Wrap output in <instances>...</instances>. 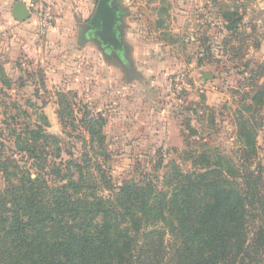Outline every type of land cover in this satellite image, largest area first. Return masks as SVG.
Returning <instances> with one entry per match:
<instances>
[{"label": "rangeland", "instance_id": "374dc122", "mask_svg": "<svg viewBox=\"0 0 264 264\" xmlns=\"http://www.w3.org/2000/svg\"><path fill=\"white\" fill-rule=\"evenodd\" d=\"M73 5V14L55 18L47 31L34 19L15 20L14 5L0 6V162L11 157L13 165L29 167L12 149L22 146L19 135L42 126L61 140L62 151L48 158L50 164H89L95 177L87 180L99 187L151 183L171 195L183 175L196 170V160L216 171L232 162L246 181L237 139L243 111L257 128L251 169L261 167L264 191V105L246 107L253 89L264 84V0H123L121 56L88 38L93 12L79 15ZM85 114L104 118L100 145L81 129ZM60 115L77 119L65 126ZM97 164L106 169V181ZM1 170V194L21 185V178L6 181ZM68 180L47 179L56 186ZM259 214L249 209L253 229L264 222ZM3 236L0 264H10ZM165 242L172 245L170 235Z\"/></svg>", "mask_w": 264, "mask_h": 264}, {"label": "trees", "instance_id": "16d2710c", "mask_svg": "<svg viewBox=\"0 0 264 264\" xmlns=\"http://www.w3.org/2000/svg\"><path fill=\"white\" fill-rule=\"evenodd\" d=\"M259 105H264V84L253 89L246 107ZM60 116L65 126H73L77 119ZM103 122L99 114L80 118L81 129L98 145L105 140ZM24 135H19L22 146L17 144L12 155L23 154L30 166L13 165L11 157L0 162L6 181L21 178V185L13 183L10 193H0V232L5 233L10 264H262L264 222L253 229L248 215L251 208L260 213L257 219L264 216V191L258 179L262 169L258 164V171L251 169L257 128L243 111L237 139L246 159V181L232 162L216 171L199 167L202 164L196 160V170L183 175L171 195L151 183L117 186L106 182L108 189L99 187L87 180V176L95 177L89 164H50L48 158L62 151L61 140L42 126ZM202 154L203 162L207 154ZM94 169L106 181L104 166L97 164ZM52 176L69 180L51 185L47 179ZM100 189L111 196L102 198ZM167 235L172 239L170 247Z\"/></svg>", "mask_w": 264, "mask_h": 264}, {"label": "water", "instance_id": "95a60500", "mask_svg": "<svg viewBox=\"0 0 264 264\" xmlns=\"http://www.w3.org/2000/svg\"><path fill=\"white\" fill-rule=\"evenodd\" d=\"M122 1L118 0L117 2L121 3ZM118 7L119 5L115 0H99L96 13L89 23V28L92 31V37H95V33H97L98 35L95 37L97 41L101 42L103 46L112 47L116 53L122 55L123 45L121 44L120 27L123 12ZM12 15L19 22H25L31 17L27 5L22 1L16 2ZM81 33H83L82 30ZM205 79L208 80L206 76Z\"/></svg>", "mask_w": 264, "mask_h": 264}, {"label": "crops", "instance_id": "0c3cea01", "mask_svg": "<svg viewBox=\"0 0 264 264\" xmlns=\"http://www.w3.org/2000/svg\"><path fill=\"white\" fill-rule=\"evenodd\" d=\"M18 1L19 0H0V6H9V5L15 6L16 2ZM73 1L77 2V7L79 9L78 10L79 12L77 11V13H79V15H80V12L85 15L86 13L89 14L90 10H92L91 11L93 12V14H91L92 16L91 15L88 16L89 21H91L93 16L96 13L99 0L98 2L96 0L95 1L94 0L93 1L92 0H49L52 14L53 16L55 15L54 18H58L60 15H64V14L72 15L73 9L75 8V6L73 5ZM119 4L120 2H118V5Z\"/></svg>", "mask_w": 264, "mask_h": 264}, {"label": "built area", "instance_id": "2783aa9c", "mask_svg": "<svg viewBox=\"0 0 264 264\" xmlns=\"http://www.w3.org/2000/svg\"><path fill=\"white\" fill-rule=\"evenodd\" d=\"M27 5L31 14L30 19L39 23L42 30L47 31L52 28L54 16L51 11L49 0H19Z\"/></svg>", "mask_w": 264, "mask_h": 264}, {"label": "flooded vegetation", "instance_id": "af4514ba", "mask_svg": "<svg viewBox=\"0 0 264 264\" xmlns=\"http://www.w3.org/2000/svg\"><path fill=\"white\" fill-rule=\"evenodd\" d=\"M118 0H115V2L118 4V2H117ZM118 8H120V7H118ZM91 21H89V23H90ZM91 34H92V31L90 30V32L87 34L88 35V38H92V40H94L95 39V37L98 35L97 33H95V37L93 36H91Z\"/></svg>", "mask_w": 264, "mask_h": 264}]
</instances>
